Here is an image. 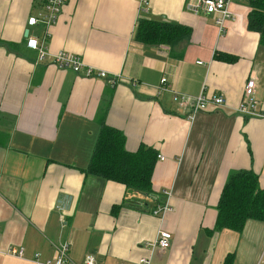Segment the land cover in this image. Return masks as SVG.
<instances>
[{"label":"crops","instance_id":"1","mask_svg":"<svg viewBox=\"0 0 264 264\" xmlns=\"http://www.w3.org/2000/svg\"><path fill=\"white\" fill-rule=\"evenodd\" d=\"M187 1L66 0L46 28L28 24L44 0H0V264H36L35 253L53 259L63 241L77 263L92 255L96 264H140L151 255L150 264H222L232 253V264H264V221L208 232L230 173L252 169L264 187V117L236 108L253 72L264 112V46L247 28L248 0L230 1L221 28L216 14L190 12ZM141 16L191 35L175 46L144 44L134 38ZM30 36H45L49 56L39 60ZM59 51L106 77L58 68L50 55ZM175 92L225 102L190 119ZM103 122L122 131L128 151L156 150L151 181L170 206L163 215L127 205L113 215L112 205L141 194L81 170ZM160 229L170 244L151 253ZM9 246H22L24 257L7 255Z\"/></svg>","mask_w":264,"mask_h":264},{"label":"trees","instance_id":"2","mask_svg":"<svg viewBox=\"0 0 264 264\" xmlns=\"http://www.w3.org/2000/svg\"><path fill=\"white\" fill-rule=\"evenodd\" d=\"M248 5L251 9L247 28L259 33V44L264 46V0H248ZM190 35L191 29L187 26L141 16L137 20L134 38L148 45L175 46ZM215 57L234 58L221 54ZM156 161L154 148L141 144L135 151H128L122 131L103 122L88 164L81 170L85 175L120 182L127 190L141 194L134 199L125 197L119 204L112 205L113 215L126 205L153 212L163 203L160 201L161 193L152 188L151 178ZM258 180V175L252 169H239L229 174L216 205L214 227L209 233L225 228L241 232L249 219L264 221V187H260ZM232 258L233 254L228 253L222 264H232Z\"/></svg>","mask_w":264,"mask_h":264},{"label":"built area","instance_id":"3","mask_svg":"<svg viewBox=\"0 0 264 264\" xmlns=\"http://www.w3.org/2000/svg\"><path fill=\"white\" fill-rule=\"evenodd\" d=\"M66 0H44L42 10L36 15L30 16L28 19L29 25L44 24L46 28L57 21V18L62 10L64 2ZM231 0H188L187 9L194 13H205V14H216L215 21L221 28L227 18L231 16V12L228 9V5ZM43 36L41 39L36 37H29L27 45L37 50L39 60H42L46 55L49 54L45 48ZM50 63L54 64L58 68L71 69L74 72L80 73L86 77L104 78L106 73L103 70L93 69L92 67H85L80 57L66 52L59 51L53 55H50ZM82 72V73H81ZM119 77V76H117ZM166 77H162L160 82L161 85H166ZM112 83H115L116 78H111ZM162 88V87H161ZM256 89V78L253 72L249 74L242 92V100L237 105V111L244 116H257L264 117V112L258 109V101L255 98ZM174 99L178 102L180 107H189V118L192 119L197 111L205 110L209 104L223 105L225 100L220 95H205L199 93L195 96H190L182 93L175 92ZM160 159H164L163 156L159 155ZM171 191L164 190V195L169 197ZM167 210H170L169 204L165 201L158 205L153 213L161 216ZM171 233L167 230L160 229L152 241L147 243L150 252L152 253L156 249H165L169 246L171 240ZM56 254L53 259L41 260L40 253H35L33 261L36 264H96L95 259L92 255H86L82 263L74 261L69 254L71 248L70 241H64L53 245ZM7 255L15 257H24V248L22 246H9L5 252ZM151 255L141 257L138 262L140 264H150Z\"/></svg>","mask_w":264,"mask_h":264}]
</instances>
